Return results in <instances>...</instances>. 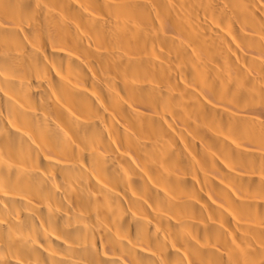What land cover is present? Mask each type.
<instances>
[{
	"label": "bare ground",
	"instance_id": "bare-ground-1",
	"mask_svg": "<svg viewBox=\"0 0 264 264\" xmlns=\"http://www.w3.org/2000/svg\"><path fill=\"white\" fill-rule=\"evenodd\" d=\"M0 264H264V0H0Z\"/></svg>",
	"mask_w": 264,
	"mask_h": 264
}]
</instances>
